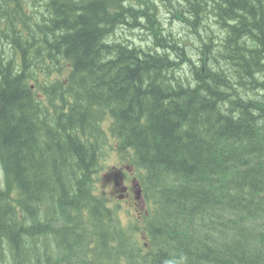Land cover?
Masks as SVG:
<instances>
[{"label":"trees","instance_id":"1","mask_svg":"<svg viewBox=\"0 0 264 264\" xmlns=\"http://www.w3.org/2000/svg\"><path fill=\"white\" fill-rule=\"evenodd\" d=\"M184 2L196 58L151 0H0V264H264V0ZM108 119L140 225L97 192Z\"/></svg>","mask_w":264,"mask_h":264},{"label":"rangeland","instance_id":"2","mask_svg":"<svg viewBox=\"0 0 264 264\" xmlns=\"http://www.w3.org/2000/svg\"><path fill=\"white\" fill-rule=\"evenodd\" d=\"M156 5V12L160 22L164 27V34L172 33L177 38H183L182 40L188 42L191 46L189 47L191 54L194 58L197 57V37L193 33V29L191 26L186 23L180 21L175 17L177 10L181 9V6L185 4L184 0H151ZM209 24L214 31L216 36H221L222 31L219 29L218 25L215 23V20L212 16L209 17ZM116 37V38H115ZM114 39L117 41H131L139 46H151L152 44V36H150L146 31L143 30H135L130 27L119 28L114 36ZM195 44V45H194ZM188 72V68L185 69ZM109 122H104L103 127L105 128V132L107 133V144L104 149V157L102 161V169L100 170L97 178L96 188L98 194H105L109 199V205L114 208H118L119 218L122 220L124 224H128L130 218L134 217L130 214H136V209L130 202L127 200L126 202H121L122 206H120V201H118L115 193V189L113 186V178L114 174L118 172L117 170L121 168L123 172L127 173V170H124L125 167H129L127 162H124L117 152L116 140L111 136L109 131ZM116 167V169H115ZM133 169V168H131ZM122 174V173H121ZM128 174V173H127ZM137 173H135L136 176ZM3 176V173L0 169V177ZM127 182L131 183V176L129 175ZM118 205V207H117ZM130 209L131 212L127 210Z\"/></svg>","mask_w":264,"mask_h":264},{"label":"flooded vegetation","instance_id":"3","mask_svg":"<svg viewBox=\"0 0 264 264\" xmlns=\"http://www.w3.org/2000/svg\"><path fill=\"white\" fill-rule=\"evenodd\" d=\"M123 178H124V176H123ZM133 179L134 178L132 177V180ZM127 188H128L127 192L125 193L124 198L122 199V201L126 202L127 200H130V202L132 203V205H134L136 207V209L137 208H140V209L143 208V206L141 204L142 201L136 200V197L134 196V192H133L132 187L131 186H127ZM116 193H117V190H116ZM117 195H118V198H119L120 194H117ZM129 205H131V204L129 203Z\"/></svg>","mask_w":264,"mask_h":264},{"label":"water","instance_id":"4","mask_svg":"<svg viewBox=\"0 0 264 264\" xmlns=\"http://www.w3.org/2000/svg\"><path fill=\"white\" fill-rule=\"evenodd\" d=\"M115 185H116V187H118V188L120 189L121 192H124V191H125V189L122 188V181H118V180L116 179V181H115ZM135 189H136L135 193H136V195H137V198H140V197H141V186H140L139 184H137V185L135 186Z\"/></svg>","mask_w":264,"mask_h":264}]
</instances>
